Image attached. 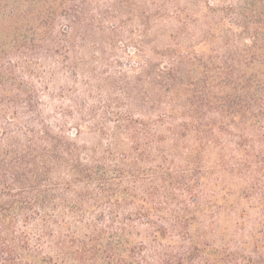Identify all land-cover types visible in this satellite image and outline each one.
<instances>
[{
  "label": "rangeland",
  "instance_id": "1",
  "mask_svg": "<svg viewBox=\"0 0 264 264\" xmlns=\"http://www.w3.org/2000/svg\"><path fill=\"white\" fill-rule=\"evenodd\" d=\"M88 4L95 26L90 42L79 50L78 83L58 84L51 90L58 96L64 89L65 98L87 84L91 96L78 94L93 107L95 117L86 125L102 130H83L79 143L89 149L100 147L102 157L107 149L115 158L127 155L120 168L129 175L117 180L109 174L108 187L116 195L102 209H94L93 216L101 213L109 223L114 212L117 221L126 222L131 247H143V264H160L157 257L164 255L181 256L191 264H264V104L254 118L250 105L240 108L244 114H232L228 99L236 100L239 93L248 101L251 92L248 84L240 92L218 75L223 55L249 46L242 19L223 16L221 10L243 9L247 16L252 11L246 1L88 0ZM175 50L205 62L210 57L214 63L204 62L201 68L185 65L175 92L167 93L158 111L165 85L159 88L155 71L170 68L168 54ZM255 72L264 74V63L245 69L244 83ZM42 101L48 102L46 97ZM57 105L71 103L62 100ZM129 116L139 123L135 139L139 151L132 150L131 132L121 120ZM114 162L107 163L109 170ZM133 172L136 180L130 177ZM114 203L121 207L112 208ZM145 204L152 207L148 218L166 229L164 237L154 239L156 229L143 224V216L134 217ZM93 216L89 220L95 221ZM173 222L184 224L183 231Z\"/></svg>",
  "mask_w": 264,
  "mask_h": 264
},
{
  "label": "trees",
  "instance_id": "2",
  "mask_svg": "<svg viewBox=\"0 0 264 264\" xmlns=\"http://www.w3.org/2000/svg\"><path fill=\"white\" fill-rule=\"evenodd\" d=\"M245 1L252 11L247 16L243 9L221 10L223 16L242 19V34L248 37L249 46L230 50L226 43L230 51L221 57L224 61L218 75L236 84L240 92L245 89L242 85L248 84V101L238 93L236 100L228 99L229 109L234 115L244 114L240 108L250 105V118H254L264 104V74L255 72L247 83L242 78L245 69L254 70L264 63V0ZM88 5V0H0V264L144 262L140 257L143 247H131L126 222L117 221L111 212L109 223H104L101 213L93 216L92 212L116 195L108 187L109 174L117 180L129 175L120 168L125 167L127 155L115 158L114 151L107 149L101 152L102 157L97 152L100 147L89 149L79 143L83 130H95L86 125L88 118L94 119L95 111L80 95L91 96L87 84L79 91L71 90L65 98L64 89L59 88L58 96L51 90L58 84L78 83L79 50L90 42L95 26ZM168 56L170 68L155 71L159 88L165 85L158 111L167 93L175 92L183 67L201 68L205 62L176 50ZM206 61L214 63L210 57ZM43 97L48 102L44 103ZM62 100L71 105L58 106ZM130 117L121 120L131 132L132 150L139 151L135 140L139 123ZM72 124L75 126L69 129ZM108 162H114V169L109 170ZM130 177L136 180L137 175L133 172ZM124 194L131 197L129 190ZM114 204L112 208L121 207V203ZM147 206L134 217L143 216V224L156 229L154 239H160L167 231L148 218L152 207ZM172 225L180 228L179 232L185 226L179 222ZM157 258L160 264H191L181 256Z\"/></svg>",
  "mask_w": 264,
  "mask_h": 264
}]
</instances>
